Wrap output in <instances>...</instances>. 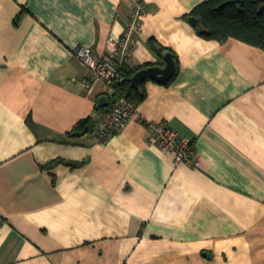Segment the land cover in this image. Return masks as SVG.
<instances>
[{
    "label": "crops",
    "instance_id": "0c3cea01",
    "mask_svg": "<svg viewBox=\"0 0 264 264\" xmlns=\"http://www.w3.org/2000/svg\"><path fill=\"white\" fill-rule=\"evenodd\" d=\"M143 1L126 65H164L155 44L177 70L99 143L106 88L74 51L106 52L136 0H0V264H264V50L200 35L202 0ZM161 121L193 162L148 142Z\"/></svg>",
    "mask_w": 264,
    "mask_h": 264
},
{
    "label": "built area",
    "instance_id": "2783aa9c",
    "mask_svg": "<svg viewBox=\"0 0 264 264\" xmlns=\"http://www.w3.org/2000/svg\"><path fill=\"white\" fill-rule=\"evenodd\" d=\"M146 3L136 0L129 16L127 26L121 36L108 39V50L98 54L88 46H77L75 54L90 71L93 77L101 80L106 88L109 106L102 114L95 130V138L105 143L136 111L137 104L126 96L116 93V86L126 79L122 66L126 64L134 44L135 37L140 33L139 19L144 14ZM83 87H89L88 80H82ZM148 142L158 144L166 152H173L178 161L193 162V142L181 137L171 129L166 121L152 126Z\"/></svg>",
    "mask_w": 264,
    "mask_h": 264
},
{
    "label": "trees",
    "instance_id": "16d2710c",
    "mask_svg": "<svg viewBox=\"0 0 264 264\" xmlns=\"http://www.w3.org/2000/svg\"><path fill=\"white\" fill-rule=\"evenodd\" d=\"M220 7V5H222ZM260 3L257 0H202L195 5L187 15L200 20L195 27L200 35L205 38L224 41L227 38H235L249 45L264 50V8L259 10ZM151 44H154L151 41ZM161 58L166 48L154 44ZM175 58V56L173 55ZM176 59V58H175ZM142 67L122 66L126 79L116 86V93L126 96L133 103H140L144 99V92L131 83L132 75ZM177 70V66H176ZM107 108V107H106ZM99 108L97 111L106 110ZM95 120L92 117L79 120L69 134L82 135L91 133L94 129ZM55 160L47 165L59 162ZM71 166L76 163L68 162Z\"/></svg>",
    "mask_w": 264,
    "mask_h": 264
},
{
    "label": "water",
    "instance_id": "95a60500",
    "mask_svg": "<svg viewBox=\"0 0 264 264\" xmlns=\"http://www.w3.org/2000/svg\"><path fill=\"white\" fill-rule=\"evenodd\" d=\"M257 1L260 3L259 10H262L264 8V0ZM222 6L223 4L220 5V7ZM188 22L193 27H197L200 23V20L191 16L188 18ZM163 62L164 65H153L139 69L132 75L131 83L134 86L139 87L141 83L147 79H152L160 83L169 81L175 74L176 70V63L173 54L169 51L164 53ZM108 101L107 95L100 96L98 98L97 109L107 107L109 104Z\"/></svg>",
    "mask_w": 264,
    "mask_h": 264
}]
</instances>
